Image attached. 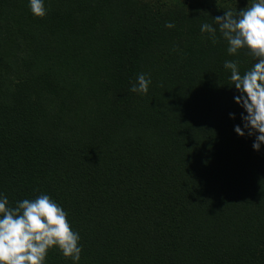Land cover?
Masks as SVG:
<instances>
[{
	"label": "trees",
	"instance_id": "1",
	"mask_svg": "<svg viewBox=\"0 0 264 264\" xmlns=\"http://www.w3.org/2000/svg\"><path fill=\"white\" fill-rule=\"evenodd\" d=\"M251 0H0V193L49 195L79 264H264V147L201 33ZM172 23L174 28L165 27ZM147 95L132 93L140 74ZM235 115V119L230 118ZM46 264H72L50 250Z\"/></svg>",
	"mask_w": 264,
	"mask_h": 264
},
{
	"label": "clouds",
	"instance_id": "2",
	"mask_svg": "<svg viewBox=\"0 0 264 264\" xmlns=\"http://www.w3.org/2000/svg\"><path fill=\"white\" fill-rule=\"evenodd\" d=\"M28 7L35 18L47 14L45 0H28ZM212 20L215 27L201 24L202 34H210L215 43L218 30L228 44L229 56L243 52L251 57V66L243 74L237 60H226L223 67L230 70V88L238 93L234 101L243 110L242 127L236 125L234 131L239 137H255L252 148L259 152L264 147V0H251L246 9L227 10ZM165 27L174 25L166 23ZM150 84L151 78L142 73L130 91L147 95ZM53 249L72 264L81 260L80 235L72 229L67 212L47 194L23 199L12 207L0 193V264H46Z\"/></svg>",
	"mask_w": 264,
	"mask_h": 264
}]
</instances>
